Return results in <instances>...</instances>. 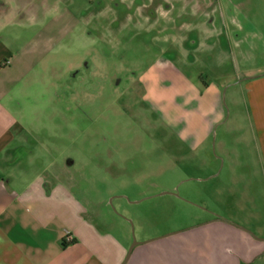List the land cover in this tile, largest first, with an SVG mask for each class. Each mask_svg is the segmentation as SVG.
<instances>
[{"label":"rangeland","instance_id":"rangeland-1","mask_svg":"<svg viewBox=\"0 0 264 264\" xmlns=\"http://www.w3.org/2000/svg\"><path fill=\"white\" fill-rule=\"evenodd\" d=\"M0 38L14 39L29 62L17 100L27 110V137L41 147L28 150L126 254L133 243L205 223L208 208L255 221L239 201L256 180L251 188L226 180L236 211L201 197L226 174L222 149L237 141L247 156L245 134L218 127L202 148L187 149L145 98L141 78L166 61L212 83L232 127L242 73L264 71V0H0ZM255 214L264 219L258 205Z\"/></svg>","mask_w":264,"mask_h":264},{"label":"crops","instance_id":"crops-1","mask_svg":"<svg viewBox=\"0 0 264 264\" xmlns=\"http://www.w3.org/2000/svg\"><path fill=\"white\" fill-rule=\"evenodd\" d=\"M13 42L0 38V264H120L127 246L98 232L73 192L61 186L58 174L48 172L42 167L46 160L33 158L28 150L41 144L27 137V110L17 99L25 96L29 62L24 48L17 50ZM141 82L162 123L187 149L202 148L218 127L226 134L230 129L245 134L247 156L237 152V141L222 149L226 174L201 197L207 206L236 211L225 198V191H231L226 180H245L250 188L256 180L254 191L243 186L239 201L243 211L254 212L255 221L250 225L208 208V221L141 241L124 264H264V219L255 214L257 205L264 211V71L242 73L232 127L224 126L219 87L183 76L170 62H160Z\"/></svg>","mask_w":264,"mask_h":264},{"label":"water","instance_id":"water-1","mask_svg":"<svg viewBox=\"0 0 264 264\" xmlns=\"http://www.w3.org/2000/svg\"><path fill=\"white\" fill-rule=\"evenodd\" d=\"M135 246H136V243H133L132 246H130V248L128 249V252H127V254H126V258L124 259V261L122 262V264H124V263L127 261L129 255H130V253H131V251H132V249H133Z\"/></svg>","mask_w":264,"mask_h":264}]
</instances>
